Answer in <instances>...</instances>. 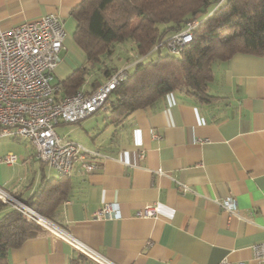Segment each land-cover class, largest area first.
<instances>
[{"label": "crops", "instance_id": "obj_1", "mask_svg": "<svg viewBox=\"0 0 264 264\" xmlns=\"http://www.w3.org/2000/svg\"><path fill=\"white\" fill-rule=\"evenodd\" d=\"M80 1L0 0V23L53 13L74 30L71 10ZM66 37L56 83L81 62L70 57ZM120 47L125 50V44ZM154 53L128 56L116 67L132 70ZM90 89L85 84L81 90ZM206 90L208 101L174 90L121 122L107 107L76 123L58 122L55 129L63 139L102 156L89 173L74 165L68 196L51 221L117 264H256L254 246L264 242V56L239 52L216 62ZM28 144L30 150L20 156L23 164L18 158L10 165L15 174H0V186L29 201L60 174L56 168L57 174H46ZM30 159L41 162V174H30ZM181 186L189 190L184 193ZM230 195L235 212L221 205ZM107 202L118 203L120 215L96 218ZM147 204H156L157 213L138 215ZM79 254L85 256L81 264H97L41 227L11 248L8 259L9 264H68Z\"/></svg>", "mask_w": 264, "mask_h": 264}, {"label": "trees", "instance_id": "obj_2", "mask_svg": "<svg viewBox=\"0 0 264 264\" xmlns=\"http://www.w3.org/2000/svg\"><path fill=\"white\" fill-rule=\"evenodd\" d=\"M76 21L73 37L91 66L104 64L101 79L88 81L89 66L75 68L59 79L57 97L63 98L83 89L86 84L97 89L118 70L103 59L134 42L139 56L153 50L158 55L137 61L127 78L108 96L106 106L121 122L133 111L154 104L174 90H181L199 100H209L207 85L213 79L216 62L229 60L243 52L264 56V0H81L71 10ZM199 21L192 40L180 52L172 51L169 42L192 19ZM169 51L162 52L163 46ZM151 57V56H150ZM70 176L44 183L29 200L31 206L53 220L59 204L68 196ZM0 264H9L8 254L42 226L0 200ZM85 256L70 259L81 264Z\"/></svg>", "mask_w": 264, "mask_h": 264}, {"label": "built area", "instance_id": "obj_3", "mask_svg": "<svg viewBox=\"0 0 264 264\" xmlns=\"http://www.w3.org/2000/svg\"><path fill=\"white\" fill-rule=\"evenodd\" d=\"M198 23L196 18L192 19L171 38L172 51L180 52L192 40ZM65 37L64 25L53 13L10 26L0 23V137L27 139L35 148L37 159L55 167L60 175L71 176L76 163L87 173L93 171L102 155L75 140L63 139L55 125L60 121L76 123L105 109L108 96L127 78L128 72L127 68H119L94 91L78 90L59 99L55 70L62 61ZM152 136L158 137L155 131ZM140 156H144L143 152ZM17 159L18 155L13 152L0 157V161L8 165H13ZM180 189L184 193L189 190L188 186ZM0 199L11 201L12 207L27 220L63 237L97 264H117L79 239L63 234L59 226L34 209L28 200L15 197L2 186ZM221 205L229 212H235L237 208L236 199L231 195L224 198ZM157 208L156 204H147L137 214L153 216ZM119 211L118 203L107 202L95 216L99 219L117 217ZM254 258L256 264H264V242L254 246Z\"/></svg>", "mask_w": 264, "mask_h": 264}, {"label": "rangeland", "instance_id": "obj_4", "mask_svg": "<svg viewBox=\"0 0 264 264\" xmlns=\"http://www.w3.org/2000/svg\"><path fill=\"white\" fill-rule=\"evenodd\" d=\"M65 31H66V36H67L66 45H67L68 53L70 54V57L75 58L74 56H76L81 61L79 65H81V63L83 62L90 67L89 74H88V80L92 81L95 78L101 79V68L104 67V64L100 63L98 65L91 67L86 62V56H85L84 51L75 42V39L73 37L74 30L73 29L71 30L70 27L65 26ZM126 48L128 50H126ZM167 51H169L168 47L166 45L163 46L162 52L166 53ZM157 55H158V52L154 53L148 59L155 57ZM128 56H130L129 59L131 60L139 56L138 53H136L135 51L134 42L131 40H128L127 43H125L124 51H121V47L120 45H118L116 46L115 51L112 54L105 55L103 59L105 60L108 66L113 67V66H119V65L125 64L127 62ZM99 119H101V117H99ZM89 123H91L90 120H89ZM28 143L29 142L26 141V139L24 138H19V137L12 138L11 136H1L0 137V156H3L7 152V150L10 149V150H13V153L17 154L18 158L20 159V156H22V153L25 150H30L31 147ZM18 162L19 164H23L22 159L18 160ZM28 165L30 167V174H41L42 167H41L40 161H35L34 159H30V161L28 162ZM43 167H44V171L46 172V174H57L55 167H52L48 163H44ZM15 168L16 167L13 168L6 163L0 162V174H15L18 171V170L16 171ZM0 200L2 202H5L8 207L10 208L12 207L11 201L6 202V201H3L2 199Z\"/></svg>", "mask_w": 264, "mask_h": 264}]
</instances>
